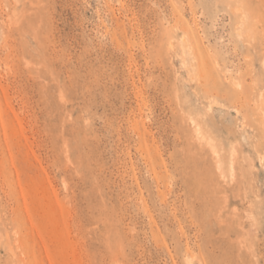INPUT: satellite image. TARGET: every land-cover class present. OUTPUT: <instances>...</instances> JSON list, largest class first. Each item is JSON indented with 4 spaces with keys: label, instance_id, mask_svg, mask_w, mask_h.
<instances>
[{
    "label": "rangeland",
    "instance_id": "obj_1",
    "mask_svg": "<svg viewBox=\"0 0 264 264\" xmlns=\"http://www.w3.org/2000/svg\"><path fill=\"white\" fill-rule=\"evenodd\" d=\"M0 264H264V0H0Z\"/></svg>",
    "mask_w": 264,
    "mask_h": 264
}]
</instances>
